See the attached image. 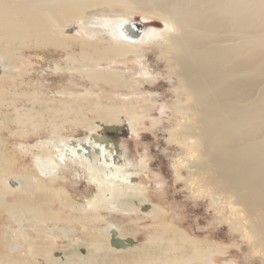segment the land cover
I'll use <instances>...</instances> for the list:
<instances>
[{"label":"bare ground","instance_id":"obj_1","mask_svg":"<svg viewBox=\"0 0 264 264\" xmlns=\"http://www.w3.org/2000/svg\"><path fill=\"white\" fill-rule=\"evenodd\" d=\"M134 13L161 18L164 29L144 33L124 20ZM62 24L75 37L63 36ZM0 54L11 59L1 66L0 134L32 156L31 172H21L0 136V264H213L220 247L191 241L169 227L163 208L140 204L146 189L136 178L145 164L126 166L119 144L96 136L118 117L134 132L165 118L166 142L178 148L173 176L185 196L206 201L264 264V0H0ZM38 54L44 66H34ZM48 79L63 81L51 96ZM79 132L83 140L73 139ZM81 180L95 192L69 203L64 189L78 190ZM42 184H57L47 190L78 217L50 216L54 227L46 229L39 214L4 208L5 198L22 204V191ZM115 215L155 225L142 228L137 243ZM60 222L103 227L78 240ZM57 241L75 244L55 250Z\"/></svg>","mask_w":264,"mask_h":264},{"label":"rangeland","instance_id":"obj_2","mask_svg":"<svg viewBox=\"0 0 264 264\" xmlns=\"http://www.w3.org/2000/svg\"><path fill=\"white\" fill-rule=\"evenodd\" d=\"M124 20L130 22L132 21V23L141 24L144 27V29L146 28L144 30V33L150 27L161 30L164 29L165 26V22L161 18H158L156 16H145L141 13H134L131 17L124 18ZM66 27H68L67 24H62L61 29L64 30L63 36L71 35L72 37L73 36L75 37V34L78 33L77 30H74L72 32L71 31L65 32ZM49 28H50V34L51 32L52 34L53 33L60 34L54 32L55 30L54 27H49ZM2 55L0 54V64H1L0 75L2 74V67H1L2 64L6 61L11 60L10 58H6L7 56L4 57L5 55L3 56ZM38 55L40 56L32 55L31 59L36 60V64L34 66L37 67L44 66L43 63L45 62L44 55L42 54H38ZM13 58H17V55H15ZM147 64L148 65L150 64L151 66L150 68L156 70L155 69L156 63L153 55H149V60ZM15 71L18 74L20 73L19 70H15ZM25 73L26 72H24V74ZM53 80L54 79H48L49 82L47 81L44 83L50 86V88L46 90L47 92H44L48 96L53 95V93H55V91L61 87V84L63 82V81L59 82L58 80H55L53 82ZM28 90L31 91V89L29 88ZM41 92L42 91L39 90V92H37L39 93L37 94V96H40ZM154 113H156L157 115V111H155ZM127 120L128 119H126L125 117H118L112 125L111 124L109 125V127L101 126L96 136L99 137L100 139H107L111 143H118L123 151V155H121V157H124L125 160L124 164L126 166L138 167L141 163L145 164V165L142 164L143 169L136 178L137 179L136 183L138 184V186L146 189L144 194L141 196V199L139 200L141 202L140 204L148 207L155 206L157 208L160 207L163 208V210L166 212L168 216L167 220L171 224L169 227L172 230L181 231L191 241H197L202 243L211 242V244L220 247V251L213 253L212 255L213 257L211 258V260L213 264H261L259 260V256L253 255L251 251H247L249 250V247L247 243L245 244V241L241 239V237H239L240 235L236 234V232H234L229 227V225H226L227 223L225 221H221L220 223L216 221V218L214 216L215 214L211 209L208 208L206 201L205 202L204 201L201 202V200L194 201L192 199L187 198L185 196L186 192H184L180 184L175 181V178L173 176V169L171 168V165L176 157V154L178 153L177 151L178 148L175 145H168L166 142L167 136L164 134L163 129L168 127L169 124L167 123L165 118L162 119L161 124L154 126L149 121L145 120L144 123L138 126L137 130H135L136 133L134 131L129 130L130 129L128 128L129 122ZM79 133L74 134L73 139L83 140L84 137L83 132H81L80 134ZM0 136L2 137L4 142H6L5 143L6 152L10 155V157H12L11 158L12 162L10 161V163H13V161L16 160L17 166L21 170V172L30 173L32 170L31 169L32 156L29 154L30 152L28 150L22 152L20 149H18L17 144L20 142H18L19 140L17 138H12L5 132H2ZM9 138L12 139L9 140ZM32 140L34 141L28 140L26 143L28 145H32L34 144V142L37 141V139H32ZM70 141H71L70 138L66 140V142L68 143ZM145 158H147V160ZM142 159L144 160L142 161ZM6 176L8 177V175H3L2 177L7 178ZM42 185L45 186L42 187ZM42 185L40 189L41 191L35 190L33 191L32 194H30L31 196L29 195V193L27 194L26 192L24 193V191H22L24 196V202L22 204L18 200V198H14V197L5 198L6 200L4 201L5 202L4 208L8 209V205H9L11 209H14V212H18L17 204L23 210L25 207L24 211L31 210L33 214H35L36 216H38L39 214L40 218H42L47 223L46 224L47 227H44L46 229L54 227L53 226L54 224H52L51 221V218L54 216H56L60 221L71 219L73 217H78L77 213H69L68 211L62 210L61 206H59L60 204L54 198L53 193L47 190V189L50 190L51 188L56 190L57 188H59L57 184H54L51 187L47 185L48 188L46 184H42ZM78 186H79L77 187L78 190L74 192L72 191L73 189L70 190L71 188L69 186H67L64 189L65 190L64 192H66V197L69 203L72 201L71 203L82 204L86 197H89L91 194L95 192L94 188L89 189L87 187L85 180H81V183ZM44 191L46 192L44 193ZM33 195L36 197H34ZM81 195L82 197H80ZM32 198L33 199L35 198L34 200L36 201L32 200ZM15 204H16V208H14ZM34 204L37 206V209L36 206H34ZM129 206L132 207L131 203H124L122 205L123 208H127V207L129 208ZM45 209L46 211L43 212V210ZM8 210L9 212H11L10 209ZM35 210H37L38 212H36ZM60 210L61 212H59ZM51 212H54L55 215H52L53 213ZM0 214H1L0 215V230H1V228H3L2 226L5 224L4 222L5 215L3 212H0ZM103 216L110 217L108 216L107 213H104ZM60 218L63 220H61ZM113 218L118 221V224L122 229L123 234L125 233L124 235L127 236L128 233L127 237L129 236L132 237L134 235L135 236L134 241H136L137 243L143 241V232L141 231L142 228L143 231L145 232L147 229H153L155 225L149 219L135 221L134 216L128 218V217H120L118 215H115L113 216ZM128 220L131 222L129 223ZM1 224L3 225L1 226ZM74 225L76 224L73 223V224L65 225V223L64 224L61 223L58 227L67 230L72 229V231L74 232V236H73L74 239H76L75 237H77L78 240L82 238L86 233L93 234L92 228H95L96 232H98V230L103 227V225L101 224L95 226L86 225L85 222L84 223L81 222L76 226ZM2 230L0 231V236L4 232V230L3 232ZM76 233L78 234V236ZM169 236L172 238L171 233ZM77 242L79 244L81 243L79 241ZM115 242H117V240ZM130 242H131L130 239L126 241H120L119 245L128 246ZM72 243L66 241H57L56 242L57 245H55L54 249L60 250L63 247L66 249L69 245H72ZM0 254H4L1 250V247H0ZM47 255L50 254H46V256ZM12 257L15 259H22L23 261L26 259L25 258L26 256L23 254L20 255L16 254L15 256L12 255ZM207 263H208L207 260H203L202 262L199 260H192V261L190 260V264H207Z\"/></svg>","mask_w":264,"mask_h":264}]
</instances>
